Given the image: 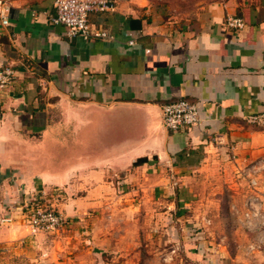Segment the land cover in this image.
<instances>
[{
	"label": "crops",
	"instance_id": "obj_1",
	"mask_svg": "<svg viewBox=\"0 0 264 264\" xmlns=\"http://www.w3.org/2000/svg\"><path fill=\"white\" fill-rule=\"evenodd\" d=\"M55 12L0 0V69L16 70L0 86V264H264L246 214L264 213V181L241 174L264 156V127L248 121L264 112V0L189 16L119 0L90 14L108 37L69 36ZM178 97L201 121L172 131L161 106ZM26 195L75 224L32 234Z\"/></svg>",
	"mask_w": 264,
	"mask_h": 264
},
{
	"label": "built area",
	"instance_id": "obj_2",
	"mask_svg": "<svg viewBox=\"0 0 264 264\" xmlns=\"http://www.w3.org/2000/svg\"><path fill=\"white\" fill-rule=\"evenodd\" d=\"M119 0H54L55 14L51 16L54 24L63 25L69 36L82 35L85 38L91 36L108 37L110 34L103 29L94 28L90 22L92 12L111 11L116 8ZM3 23L9 24L5 10H1ZM246 22L242 16L227 15L225 26L232 30H240ZM132 42V41H131ZM16 70L11 64L4 65L0 69V86L4 87L14 81ZM162 108V120L164 126L172 131L191 128L200 123V106L197 102L186 98L164 102ZM248 121L264 127V112L249 115ZM241 174L248 178L249 185L258 190L261 180L264 181V156L260 157L250 165L242 169ZM25 224L32 234L37 233H56L62 230L69 222L61 211L56 208L44 206L34 201L22 209ZM247 214L248 222L261 225L264 231V213L260 207H255L250 202ZM264 234L258 244H253L252 249L264 248Z\"/></svg>",
	"mask_w": 264,
	"mask_h": 264
},
{
	"label": "rangeland",
	"instance_id": "obj_3",
	"mask_svg": "<svg viewBox=\"0 0 264 264\" xmlns=\"http://www.w3.org/2000/svg\"><path fill=\"white\" fill-rule=\"evenodd\" d=\"M143 1L151 5V7L157 10H161L162 12L168 15L189 16L193 14L201 5L217 0H143ZM34 201L39 202L44 206L53 207L61 211L57 205L58 202L53 203V201H48L47 198H43L39 200V198H37V196L35 195L34 196L26 195L25 200L22 203V209L25 208L27 205H30L31 203L33 204ZM65 216L68 217L67 215ZM69 219L70 220L68 224L62 230L53 234L46 233V235L61 236L63 233L68 231L67 230L68 227L70 229V226H73L76 222L75 219L73 218H69ZM46 238L47 237H45L44 239ZM74 240H78L77 237H74Z\"/></svg>",
	"mask_w": 264,
	"mask_h": 264
},
{
	"label": "trees",
	"instance_id": "obj_4",
	"mask_svg": "<svg viewBox=\"0 0 264 264\" xmlns=\"http://www.w3.org/2000/svg\"><path fill=\"white\" fill-rule=\"evenodd\" d=\"M146 161V158H139L137 161H136V165L137 164H141V163H143V162H145Z\"/></svg>",
	"mask_w": 264,
	"mask_h": 264
}]
</instances>
